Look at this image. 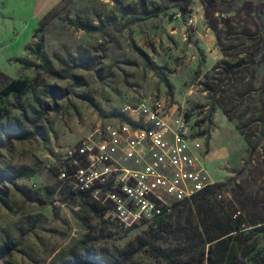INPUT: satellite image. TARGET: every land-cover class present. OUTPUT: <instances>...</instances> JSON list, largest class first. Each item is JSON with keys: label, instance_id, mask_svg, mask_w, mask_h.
<instances>
[{"label": "rangeland", "instance_id": "374dc122", "mask_svg": "<svg viewBox=\"0 0 264 264\" xmlns=\"http://www.w3.org/2000/svg\"><path fill=\"white\" fill-rule=\"evenodd\" d=\"M144 2L160 14L128 24L138 0H0V92L29 85L0 94V123L31 133L0 147V264H67L88 251L105 264H166L151 247L174 264H264V0H192L186 11ZM40 57L58 72L68 64L73 79L38 69ZM227 64L239 65L229 74ZM159 98L205 136L210 185L165 208L159 229L123 231L90 198L59 189L63 153ZM240 216L262 229L211 248L200 238L202 221Z\"/></svg>", "mask_w": 264, "mask_h": 264}, {"label": "built area", "instance_id": "2783aa9c", "mask_svg": "<svg viewBox=\"0 0 264 264\" xmlns=\"http://www.w3.org/2000/svg\"><path fill=\"white\" fill-rule=\"evenodd\" d=\"M122 112L126 121L98 124L65 149L59 189L90 198L128 231L155 221L168 206L190 201L210 182L205 136L192 131L184 113L162 98Z\"/></svg>", "mask_w": 264, "mask_h": 264}, {"label": "trees", "instance_id": "16d2710c", "mask_svg": "<svg viewBox=\"0 0 264 264\" xmlns=\"http://www.w3.org/2000/svg\"><path fill=\"white\" fill-rule=\"evenodd\" d=\"M168 2H175L179 4V7L182 11H186V9L192 3V0H164ZM141 5V9L139 13L133 14L127 20L128 24L145 21L154 17H157L161 9L160 8H152L148 9L145 6L144 0H138ZM83 30L86 32L98 31L99 27L92 26H82ZM38 52L41 50V44H37ZM72 58V57H70ZM41 61V65H38L37 68L44 71L47 75L60 78V79H73V75L71 70L69 69V65L66 63L61 72L53 70L45 57L39 58ZM239 64H227V73H232ZM28 83L24 80H12L8 85H6L0 92L1 95L7 96L9 94H23L27 88ZM120 121H126L127 119L122 115L119 117ZM31 136L30 132H27L24 129L23 122L20 120H15L13 123H0V147H5L8 140L17 139V140H26ZM38 169L33 168L29 169L27 173H23L20 176L24 177H32L36 174ZM6 177V176H5ZM198 193L196 196L201 194ZM168 215L167 210L163 211V214L156 219L157 228H160L162 222L166 220ZM202 230L199 233L200 238L204 241L205 244H210V248L213 245L221 242L224 237L239 232L238 234H252L256 231L262 229V225L260 222L256 220L247 221L245 218L241 216L235 219H228L227 221H223L222 218L213 217L207 221L201 222ZM154 242V241H153ZM5 253V247L0 246V258ZM150 253L161 260H163L166 264H174L172 258L166 254L160 252L157 248L151 247ZM67 264H105L101 258L97 257L95 254L91 252H86L85 255L75 257L72 261H69Z\"/></svg>", "mask_w": 264, "mask_h": 264}, {"label": "crops", "instance_id": "0c3cea01", "mask_svg": "<svg viewBox=\"0 0 264 264\" xmlns=\"http://www.w3.org/2000/svg\"><path fill=\"white\" fill-rule=\"evenodd\" d=\"M206 157H207V155H206ZM206 157H205V159H206Z\"/></svg>", "mask_w": 264, "mask_h": 264}]
</instances>
